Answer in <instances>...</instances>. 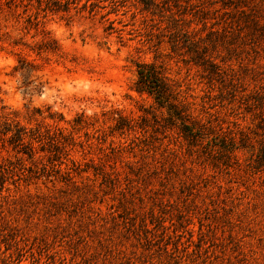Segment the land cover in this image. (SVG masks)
<instances>
[{"label":"rangeland","instance_id":"obj_1","mask_svg":"<svg viewBox=\"0 0 264 264\" xmlns=\"http://www.w3.org/2000/svg\"><path fill=\"white\" fill-rule=\"evenodd\" d=\"M24 18L0 15V118L69 144L53 168L39 151L23 161L37 173L0 182V264H264V168L250 145L225 162L218 152L264 132V0H80L36 27ZM45 36L64 62L8 45ZM17 56L35 59L40 91H24ZM136 61L166 68L186 120L135 91Z\"/></svg>","mask_w":264,"mask_h":264},{"label":"trees","instance_id":"obj_2","mask_svg":"<svg viewBox=\"0 0 264 264\" xmlns=\"http://www.w3.org/2000/svg\"><path fill=\"white\" fill-rule=\"evenodd\" d=\"M80 0H0V15L4 17L19 16L24 14V28L31 26L36 27L39 23L38 16L40 13L57 14V13H69L71 9H75ZM22 7L21 13H16L17 8ZM85 7V5H82ZM33 9V10H32ZM9 39L8 32H0V42L5 43ZM11 47H21L23 45L39 57L44 62L54 58L56 62H64L66 54L59 46L56 39L51 36H45L41 42H36L32 45L21 43L20 41L13 40L8 43ZM3 46H0V50ZM196 55L192 57V60L197 58L200 64L210 63L209 58H205L206 50L197 49L193 50ZM35 59H28L26 57L17 56L16 64L13 66V71L22 78V84L25 86L24 91H29L31 81L29 76L31 71L37 68L34 64ZM136 78L134 81V89L138 93H145L152 98V100L159 106L167 109L168 114L175 119L186 120L187 115L182 114L186 111V105L181 98L179 90L174 82L167 74L166 68L155 61L135 62ZM31 88L40 91V87L32 86ZM30 88V89H31ZM38 115L40 110L36 109ZM52 113L48 114V117L53 118ZM183 124L184 130L188 131L189 136L193 141H199L204 134V126L198 125L197 122ZM118 129H122L124 126L130 128L128 123L123 122L122 118L117 119L115 125ZM262 126H259L260 129ZM256 137V138H255ZM63 139L61 140L59 139ZM45 139L46 141H42ZM69 137H64L61 131L57 129V133H49V129H45V133L39 131V127L34 129L31 127L23 126L18 121L11 119L7 116L0 118V182H3L7 175H14V173H37L38 168L35 165L27 166L23 163L24 160H34L37 152H47L45 160L50 168H53V162L61 163L60 159L62 155H66L65 147L69 144ZM254 143H250V137L248 135L241 136L238 142L234 136H229L222 139V143L219 146V156L223 157V162L229 158H234V151L240 147H252V155H254L253 164L251 167L255 170L264 168V132L263 129L260 133H254ZM34 142L39 143V148L34 146ZM249 142V143H248ZM38 149V150H37ZM2 152H4L2 154ZM10 156L15 159L12 160ZM39 162L43 161V157L38 158ZM47 163H41L39 170L45 172L47 170ZM58 172L59 169L52 170Z\"/></svg>","mask_w":264,"mask_h":264},{"label":"clouds","instance_id":"obj_3","mask_svg":"<svg viewBox=\"0 0 264 264\" xmlns=\"http://www.w3.org/2000/svg\"><path fill=\"white\" fill-rule=\"evenodd\" d=\"M9 91H11V88L9 87ZM19 102V99L17 97V99L14 101V103H18ZM50 102V101H49Z\"/></svg>","mask_w":264,"mask_h":264}]
</instances>
